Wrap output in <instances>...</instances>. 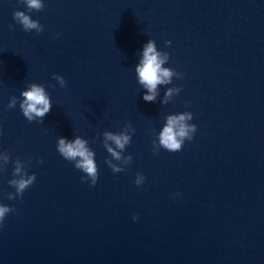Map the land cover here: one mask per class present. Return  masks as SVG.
Wrapping results in <instances>:
<instances>
[{"label":"clouds","instance_id":"obj_1","mask_svg":"<svg viewBox=\"0 0 264 264\" xmlns=\"http://www.w3.org/2000/svg\"><path fill=\"white\" fill-rule=\"evenodd\" d=\"M20 4L26 6L27 13L33 11L40 12L45 8L43 0H18ZM14 21L22 26L23 31L30 32L35 30L37 33L44 31L43 25L38 20L32 19L31 15L25 11L16 10L13 12ZM13 25H9L12 28ZM170 45L171 41H165ZM169 61V53L157 50L156 42L149 39L143 46L142 56L135 67V72L139 84L147 91L143 95L145 102H154L158 95V85L169 84L172 78H182L183 74L172 68L163 67ZM53 79L57 81L61 88L66 87V80L62 75L53 74ZM182 91L180 87L169 88L165 93L164 103L174 94L177 95ZM19 103V108L23 116L29 122H43L44 117L51 111L52 102L49 93L45 87L39 83H30L26 89L21 91L20 97L13 96L7 105L8 109H14ZM187 107V105H185ZM193 114L189 111L171 114L166 117V123L159 132L158 137L152 141V150L154 155L159 154L162 148L168 152L181 151L185 141H191L197 130V125L190 123ZM135 129L130 123H126L123 130L112 132H103V147L110 155L105 163L113 173L126 171L131 165L133 156L124 155L125 149L131 144L132 136ZM158 141V142H157ZM56 149L60 156L74 164V167L84 175L81 176L82 183H88L95 186L99 179V168L95 161V152L89 147V142L77 136L74 140H67L64 137L58 138ZM115 161V162H114ZM14 165L12 178L8 180V185L13 188L14 192L6 193L8 200L23 199L24 193L35 183V173L29 174L28 169L31 167V160H22L20 157L13 158L8 151H0V172L7 170L9 163ZM38 164H43L42 159L37 160ZM146 177L143 173H137L134 183L137 187L144 184ZM15 207L0 203V227L9 213H14ZM133 220L138 219V214L133 215Z\"/></svg>","mask_w":264,"mask_h":264}]
</instances>
